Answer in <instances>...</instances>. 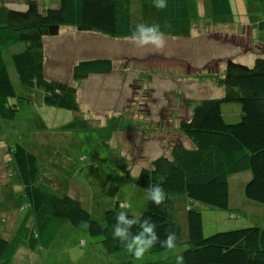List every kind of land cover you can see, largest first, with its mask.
<instances>
[{
    "label": "rangeland",
    "instance_id": "1",
    "mask_svg": "<svg viewBox=\"0 0 264 264\" xmlns=\"http://www.w3.org/2000/svg\"><path fill=\"white\" fill-rule=\"evenodd\" d=\"M37 1L41 9L54 8L58 3V0ZM191 1V36L165 37L161 51L151 46L137 47L130 39L79 33L73 27H62L58 36L44 40L47 79L73 85L71 69L82 57H107L115 64L110 76H92L76 84L78 100L85 105L81 106L84 114L71 122H68L70 117H66L69 111L42 107L38 91L20 84L11 55L21 52L24 45H12L3 50L16 93L8 103L20 109L13 120L0 118V224L5 221L3 225L14 232L29 211V202L9 162L8 152L15 145L35 154L42 181L70 187L72 192L78 188L80 191L73 197L101 226H104V211L112 209L117 199L130 205L131 209H121L126 213L137 216L145 210L147 198L144 193H133V178L148 161L161 155L165 147L162 138L156 137L161 135L159 132L153 133L139 124L149 127L148 119L161 126L167 122L173 125L168 127L170 135L175 136L174 132H179V119L186 117L188 112L184 98L200 101L223 97L224 89L217 84L216 78L221 77L226 60L252 67L257 58L264 56V29L257 27L258 22L264 21V0H231L233 26L213 27H197L198 18L204 20L205 17L201 3ZM11 8L24 11L26 6L17 2L11 4ZM250 23L256 24L251 32ZM249 32L250 42L242 38ZM222 113L225 123L235 124L240 120V106L236 103L223 104ZM142 119L146 121H138ZM161 132L168 131L164 128ZM181 136L184 145L191 148L190 141ZM133 153L138 161L134 164L126 161L130 172L124 171L125 156L130 158ZM82 157L85 160H81ZM250 178L249 172L229 178L228 210L200 203L193 205L201 213L204 237L245 227L264 229V204L244 195L245 184ZM179 198L175 211L183 228L180 242H184L187 240L182 216L185 204ZM100 241L102 236H91L86 224H66L59 231L50 253L35 254L43 260L32 259L30 252L23 256L17 254L13 259L25 264H124L119 260L122 253L118 257L109 256ZM185 248V244H180L174 250L149 252V259L156 264H178L176 255ZM145 261L146 258L132 263L144 264Z\"/></svg>",
    "mask_w": 264,
    "mask_h": 264
},
{
    "label": "trees",
    "instance_id": "2",
    "mask_svg": "<svg viewBox=\"0 0 264 264\" xmlns=\"http://www.w3.org/2000/svg\"><path fill=\"white\" fill-rule=\"evenodd\" d=\"M190 1L166 0L167 7L161 10L154 7V0H58L56 7L46 9H41L37 0H0V118L13 120L20 109L8 103L16 93L3 56L5 48L24 45L21 52L11 55L20 84L38 91L42 107L69 111L66 117H70L68 122H71L83 115L76 84L94 75L110 76L115 64L107 57H89L80 59L72 67L73 85L47 79L44 40L58 36L62 27H73L79 33H96L109 39H129L141 23L159 25L164 37L189 38L192 28ZM17 2H23L26 9H12L11 4ZM206 9L214 26L233 24L231 0H207ZM257 27L264 29V21L258 22ZM216 80L224 89L223 97L200 101L184 98L188 112L186 117L179 119V132H174L175 136L168 130L172 124L163 122L165 126H161L151 119L138 120L150 123L149 127L140 123V127L161 134L155 136L162 138L165 148L133 178L132 191L144 193L147 198L148 186L160 185L166 193V201L157 207L147 199L142 213L127 214L137 220L151 217L161 239L168 232L175 233L176 245H186L176 255L183 257V264H264L263 228L245 227L204 237L201 213L193 207L200 203L228 210L229 178L243 172L251 175L244 187L245 197L264 204V56L257 58L252 67L228 59L221 77ZM228 103L240 106V120L235 124L225 123L223 119L222 106ZM164 128L168 132H161ZM181 135L190 141L191 148L184 145ZM8 153L14 177L21 183L23 195L29 202V211L14 232L3 225L5 221L0 224V264H25L13 259L22 252H30L32 259L39 257L35 256L37 252L50 253L59 231L66 224L77 226L81 223L87 225L91 236H102L100 242L106 254L113 257L125 251L127 257L120 262L133 264L134 256L113 237L115 215L121 209H131L130 206L120 207L129 204L117 199L112 209L104 211V226H101L79 200L69 195L70 187L54 186L39 178L40 168L32 151L15 145ZM68 156L72 158L71 153ZM126 161L134 164L138 158L135 159L134 153L130 158L125 156L123 170L130 172ZM177 198L183 199L185 204L182 216L187 240L184 242H180L183 228L176 218ZM138 230V226L132 229L133 232ZM164 250L168 249L154 245L142 258H146L144 264H156L149 259V252Z\"/></svg>",
    "mask_w": 264,
    "mask_h": 264
},
{
    "label": "clouds",
    "instance_id": "3",
    "mask_svg": "<svg viewBox=\"0 0 264 264\" xmlns=\"http://www.w3.org/2000/svg\"><path fill=\"white\" fill-rule=\"evenodd\" d=\"M154 7L161 10L166 8V0H154ZM129 39L137 47L151 46L157 51L163 50L165 46L164 33L160 30L159 25L138 24ZM147 199L157 207L164 205L166 193L163 187L150 184L147 189ZM126 206L130 205H120L121 208ZM115 221L116 223L113 226V237L118 239L128 253L137 260L142 259L145 253L156 244L168 250H174L177 246V238L173 232L166 233L164 239L160 238L156 232V225L152 222L151 217L137 220L135 217L129 218L126 212L119 211L115 215ZM135 226H138L139 230L133 232L132 229ZM176 259L178 264H183L182 256H177Z\"/></svg>",
    "mask_w": 264,
    "mask_h": 264
},
{
    "label": "crops",
    "instance_id": "4",
    "mask_svg": "<svg viewBox=\"0 0 264 264\" xmlns=\"http://www.w3.org/2000/svg\"><path fill=\"white\" fill-rule=\"evenodd\" d=\"M198 1V0H197ZM200 3H201V6H202V12H203V18L205 17V19L203 20L202 18H198V23H197V27H199V26H203V27H213L214 25H213V23H211V21L209 20V18H208V15H207V12H206V7H207V0H200ZM191 5H193V2L192 1H190V6ZM191 9V8H190ZM231 26H233V25H231ZM249 26V28H250V32H251V29H253V28H256V24H252L251 23V25H248ZM192 27H193V23H192ZM250 32H249V35H245L244 34V36L242 37V38H244V37H246V39L248 38V41L250 42V40H249V38L251 37V34H250ZM191 33H192V28H191V31H190V36H191ZM86 34H88V33H86ZM209 34V36H211L210 34L211 33H208ZM213 34V33H212ZM245 42H247V40H245ZM256 46H258V45H256ZM81 56H85V55H81ZM83 59H86L85 57H82ZM87 58H89V57H87ZM90 77H92V76H90ZM90 77H88L87 79H85V80H83L82 82H86V81H88V79L90 78ZM94 77H105V76H100V75H94ZM101 80V79H100ZM81 103V102H80ZM81 106H85V105H82L81 104ZM83 113V112H82ZM88 113V112H87ZM84 114V113H83ZM153 123H156V122H153ZM159 138H161V137H159ZM75 189H77V190H75V191H71V189L69 188L68 189V191H69V195L70 196H74V197H76V195L75 194H77V192L78 191H80V190H78V188H75ZM20 255L21 256H23V255H25V253L24 252H22V253H20ZM117 255H119V254H117ZM125 257H127V254H125V252H122V254H120V256H119V260H122V259H124ZM133 260V259H132ZM15 261V260H14ZM134 262H136V260H133Z\"/></svg>",
    "mask_w": 264,
    "mask_h": 264
}]
</instances>
